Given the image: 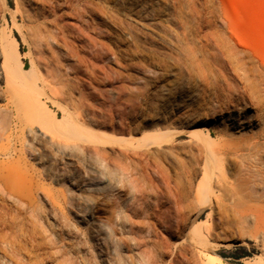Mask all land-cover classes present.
Masks as SVG:
<instances>
[{"label":"rangeland","instance_id":"1","mask_svg":"<svg viewBox=\"0 0 264 264\" xmlns=\"http://www.w3.org/2000/svg\"><path fill=\"white\" fill-rule=\"evenodd\" d=\"M236 1L240 36L224 0L188 3L210 9L240 63L251 58L264 79V0ZM107 3L0 0V169L26 170L33 192L0 186V232L25 245V260L50 253L52 264H182L188 248L204 264H264V166L246 175L243 167L242 179L223 163L207 168V148L237 142L198 132L223 105L252 114L228 57L203 53L208 86L169 52L160 68L130 70L127 56L113 54ZM191 116L202 123L183 124ZM215 175L232 176L235 202L216 192ZM20 223L43 237L19 238Z\"/></svg>","mask_w":264,"mask_h":264},{"label":"bare ground","instance_id":"2","mask_svg":"<svg viewBox=\"0 0 264 264\" xmlns=\"http://www.w3.org/2000/svg\"><path fill=\"white\" fill-rule=\"evenodd\" d=\"M189 1L192 0H188V2ZM188 2L185 0H108L109 5L113 9L110 14L103 7H100L101 9L98 7L100 10L97 9L101 11L103 8L107 11L102 12L106 13H104L105 17L109 16L106 18L110 21V26L108 28L112 31L111 39L114 47V50H111H113V54L115 53L116 56L125 55L128 57L129 61L126 63V67L130 70L140 69L138 65L143 66V62L151 63L152 66L160 68L159 66H163V61L159 57L164 52H169L175 56H184V67L188 68L190 71L189 73H191L190 75L197 76L199 73H202V76H204L203 81L205 85L208 86L206 61L201 59L203 53L215 47L228 57L227 59L229 60L228 62L231 68L237 74L241 82L239 92L241 91V97L248 103L245 105V108L250 109L252 114L248 116L242 110V107L237 108L234 104H232V106L226 105V107L222 103L223 106L212 114L213 116L211 119L206 118V121H211L212 124L208 126V124H206L207 122H204V125L198 129V132L199 134H203L206 131L207 134L205 136L207 137L214 138L213 136L215 135L217 137H227L229 143H231V138L232 141L237 142L234 146L230 144L221 145L216 150L207 148L210 159H207L208 161L205 166L210 169L214 164H226L229 169H231L230 167H234V173L242 179L243 167L245 170L247 169L249 171V169H251L250 167L258 170L264 166V79L260 77L263 73L261 75L258 73L259 68L255 66L252 59L249 57V59L246 58L249 61L245 59V64H243V60L240 63L239 60L241 59L238 58V49L230 45L231 41L230 38L225 35V29H221L220 25H216L211 18L207 16V14L210 13V9H208V13L204 15L199 7H189L190 5ZM224 4L225 7H223V10L225 19L232 15L234 18L235 32L240 36L243 27V21L240 17V5L236 0H224ZM224 25L225 24H223V26ZM225 28L228 29L227 24ZM120 31L121 33L119 34ZM14 42L16 45L15 53L19 57L21 53L19 52L15 39ZM5 57L7 58V55ZM165 68H168V66ZM2 69L7 76L15 77V79L19 78L10 70L7 66V62H4ZM21 71L23 73L20 80L24 81V73L28 74L29 72L23 68V65ZM185 71H187V69ZM260 72L262 71L260 70ZM221 94L223 93L217 96L218 101L221 100ZM246 101L244 103H246ZM192 116L185 120L183 124L192 125L202 123L200 119L192 118ZM159 151L161 152V149H159ZM253 154L254 159L252 157ZM4 155L5 154L0 151V158ZM249 158L253 159V162ZM247 170L243 172L245 175L248 172ZM6 173V170L0 169V186H4L22 197L30 199L33 192L26 178L27 171L18 167L8 174ZM249 173H253V170ZM259 173L262 174L263 172L259 171ZM254 174L258 176L257 173ZM261 174L259 178H255L256 176L254 175L255 180H262V178H260L262 177ZM247 176L249 177L250 175L248 174ZM229 177L231 178L232 176ZM229 177L224 176L221 178L215 175L216 192H221V189H223L225 193H227V195L223 194V196L226 198L229 196L231 199L230 201L233 202L232 200H234L235 202V200H237V193L235 192V195L234 189L232 191L230 190L231 181ZM245 178H243L244 181ZM254 178L252 177L253 180ZM242 181L240 182L242 183ZM240 182L238 183L240 184ZM255 182L258 183L259 181ZM255 182L253 184L251 182L252 186L256 184ZM242 196L244 195L242 194ZM253 197H256V194ZM240 209L243 212L241 207ZM23 226L24 224L20 223L13 227L14 233L18 231L19 238H32L34 240L37 236L43 237V235H39L35 231L33 233L29 232L28 229H24ZM195 229L196 228H193L191 231L193 232ZM180 240L182 241L179 243L184 242L183 238H180ZM1 244L6 245V247ZM25 250L26 247L22 242L16 240L9 241L6 235L0 232V255L7 258L8 262L11 264L53 263L50 253L47 255L48 257L45 261L36 259L25 260L22 257ZM183 251H185V249ZM188 251L191 257L188 258L187 256L189 255L182 257V264H204L203 255L200 252L192 248H188L186 252Z\"/></svg>","mask_w":264,"mask_h":264},{"label":"trees","instance_id":"3","mask_svg":"<svg viewBox=\"0 0 264 264\" xmlns=\"http://www.w3.org/2000/svg\"><path fill=\"white\" fill-rule=\"evenodd\" d=\"M237 259H239V258H237Z\"/></svg>","mask_w":264,"mask_h":264}]
</instances>
